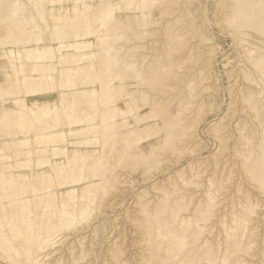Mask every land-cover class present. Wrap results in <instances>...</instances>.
I'll list each match as a JSON object with an SVG mask.
<instances>
[{
	"label": "bare ground",
	"instance_id": "1",
	"mask_svg": "<svg viewBox=\"0 0 264 264\" xmlns=\"http://www.w3.org/2000/svg\"><path fill=\"white\" fill-rule=\"evenodd\" d=\"M228 1L218 148L181 163L221 82L194 0H0V264H129L125 201L136 264H264V0Z\"/></svg>",
	"mask_w": 264,
	"mask_h": 264
},
{
	"label": "rangeland",
	"instance_id": "2",
	"mask_svg": "<svg viewBox=\"0 0 264 264\" xmlns=\"http://www.w3.org/2000/svg\"><path fill=\"white\" fill-rule=\"evenodd\" d=\"M219 2L220 0H194V5L196 7L194 16L198 21H200V28L207 38H209L212 46L216 48V57L213 67L221 82L219 84L217 81L214 83V87L208 90L209 92L214 91L218 93V95L214 97L217 100H215L214 104L212 102L213 106L210 105V107H207L206 112L202 117L203 121L201 123V127H199V139L201 142L196 148L197 151L194 153L195 155L193 157L190 155L183 158L180 157V160L182 161L181 163L193 158L206 155L209 156L217 150L218 142L212 135L209 134L207 128L211 122L216 121L219 117H221V115L226 113L229 104V93L232 86V78H229V75H231L229 71L232 68H235L237 60L239 59L238 50L240 47V41L231 36L232 32L227 27L230 23L224 20L223 14L227 9L223 6L220 7ZM228 2L229 1L226 0L225 5L228 4ZM203 38L205 37L203 36ZM250 41L251 38L247 37L244 44L249 47L251 46L249 43ZM255 49L256 54H258V50L260 52H264V50L259 47V44L255 45ZM235 74L239 75V73ZM239 79L242 81L243 77ZM219 101L221 102L220 108H216L217 106L215 105H217ZM213 108L216 109L214 110ZM173 164L174 163L171 165ZM176 166L178 165L171 167L169 171ZM127 205L128 203L125 201L120 205H113L106 208L102 224L105 226L107 231L105 228L101 229L99 231L101 237L99 238L109 242L108 246L116 243L117 246H122L125 249H128L127 259L129 260V264H136V260L139 258L140 253L135 250V245L140 237L127 228L133 225L131 222V216L124 214L123 212ZM112 216H118V218L114 219ZM121 229H125L124 232H126V235L121 232Z\"/></svg>",
	"mask_w": 264,
	"mask_h": 264
}]
</instances>
